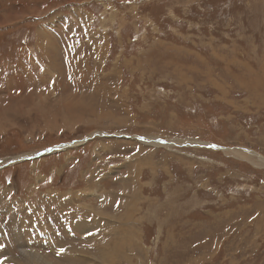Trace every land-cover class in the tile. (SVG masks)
Masks as SVG:
<instances>
[{"label":"rangeland","instance_id":"obj_1","mask_svg":"<svg viewBox=\"0 0 264 264\" xmlns=\"http://www.w3.org/2000/svg\"><path fill=\"white\" fill-rule=\"evenodd\" d=\"M30 252L264 264V0H0V264Z\"/></svg>","mask_w":264,"mask_h":264},{"label":"bare ground","instance_id":"obj_2","mask_svg":"<svg viewBox=\"0 0 264 264\" xmlns=\"http://www.w3.org/2000/svg\"><path fill=\"white\" fill-rule=\"evenodd\" d=\"M50 41V40H49ZM45 48V47H44ZM43 50V49H42ZM46 53V52H45ZM1 133H2V131H1ZM146 142H148V143H152V142H155V143H159V141H154V140H152V139H150V138H148V140H145ZM165 144H168V141H163ZM198 144V143H197ZM203 145H207V146H211V145H209V144H203ZM29 156V155H28ZM262 160V159H261ZM12 222H13V226H12V228H14V229H16L17 231H18V229H19V227H18V220L15 218V217H13V220H12ZM88 223V221H86V224ZM92 224L93 225H97V222H94V220L92 221ZM91 224V225H92ZM95 229V228H94ZM19 232V231H18ZM14 233V232H13ZM20 234V232L17 234V235H19ZM14 238V237H13ZM15 240V239H14ZM3 243V242H2ZM70 253V252H69ZM28 255L30 256L29 258H30V263L31 264H44V262L43 261H41V260H39V258L37 257V253L36 254H33V253H28ZM36 255V256H35ZM69 257H70V260L71 259H73V257H72V254H70L69 255ZM72 257V258H71ZM18 261V260H17ZM12 262H14L13 260H12ZM45 262H47V261H45ZM16 264H19V262H17ZM46 264H50V263H46Z\"/></svg>","mask_w":264,"mask_h":264},{"label":"water","instance_id":"obj_3","mask_svg":"<svg viewBox=\"0 0 264 264\" xmlns=\"http://www.w3.org/2000/svg\"><path fill=\"white\" fill-rule=\"evenodd\" d=\"M18 159V158H17Z\"/></svg>","mask_w":264,"mask_h":264}]
</instances>
